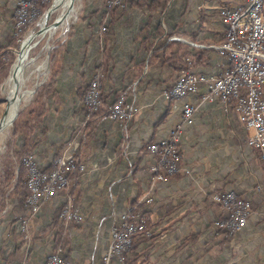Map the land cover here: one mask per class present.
Masks as SVG:
<instances>
[{"label": "crops", "instance_id": "crops-1", "mask_svg": "<svg viewBox=\"0 0 264 264\" xmlns=\"http://www.w3.org/2000/svg\"><path fill=\"white\" fill-rule=\"evenodd\" d=\"M19 1L0 0V48L13 35ZM153 1L159 4L150 9ZM104 2L93 4L69 30L58 66L57 97L45 102L32 153L42 169L55 163L61 150V156L70 153L85 170L40 206L27 222L28 236L6 239L9 248L1 246L0 262L47 264L55 253V235L69 228L58 252L70 264H102L112 230L130 203L150 198L145 205L149 237L135 240L124 260L115 257L110 264H264L259 151L247 145L248 133L220 99H204L205 84L181 99L166 95L186 66L206 75L228 69L229 58L221 50L227 26L219 11L242 0H168L165 5L163 0H124L122 17L106 36L102 27L111 14ZM94 79L107 103L123 98L138 109L136 115L125 121L102 118L86 130L79 95ZM186 103L195 113L191 123L183 124L178 147L181 169L188 174L153 182L150 168L157 158L147 146L182 123ZM219 193L251 203L247 223L230 241L215 235L217 220L227 215L212 200ZM69 195L78 221L69 226L58 221L53 230L55 214Z\"/></svg>", "mask_w": 264, "mask_h": 264}, {"label": "built area", "instance_id": "built-area-1", "mask_svg": "<svg viewBox=\"0 0 264 264\" xmlns=\"http://www.w3.org/2000/svg\"><path fill=\"white\" fill-rule=\"evenodd\" d=\"M108 7H124V0H112ZM27 0L18 4V17L16 26L23 23L28 11ZM219 16L227 26L226 40L221 50L229 58V67L221 75H206L194 73L190 70L181 72L166 95L173 99H181L189 94L199 91L200 85L205 84L208 95L204 99L214 101L220 99L227 112L233 113L248 133L247 145L259 151L264 177V9L258 7V0H242V4L234 8H222ZM85 103L96 106L99 102L100 91L96 83L91 84ZM138 109L126 105L118 100L110 108L109 120H129L133 118ZM195 107L185 104L183 107L182 123L175 126L168 135L158 144H152L149 151L158 154L159 158L150 168L153 173V182L162 181L160 171L165 169L172 174L182 170L180 166L179 139H181L183 124L191 123ZM75 160L70 153H65L55 162L49 171H43L37 164L33 155L26 158L28 167L27 186L30 192L29 205L33 214L37 213L40 205L51 201L59 190L65 189L68 184V174L75 166ZM84 164L80 171H84ZM212 200L226 209L231 217L225 222L217 220L216 226L239 231L251 215V203L236 197L233 193L214 194ZM144 201V200H143ZM151 200L148 199L147 203ZM70 206L64 209L67 220L78 221V216L72 214ZM133 220L130 208H127L111 233V243L106 251L102 264H110L115 257L121 256L131 245V236L138 226L131 223ZM145 220H140L144 224ZM47 264H70L62 255L51 254Z\"/></svg>", "mask_w": 264, "mask_h": 264}, {"label": "trees", "instance_id": "trees-1", "mask_svg": "<svg viewBox=\"0 0 264 264\" xmlns=\"http://www.w3.org/2000/svg\"><path fill=\"white\" fill-rule=\"evenodd\" d=\"M52 0H27L28 2V6L30 8V16L29 18H31L32 16H34L32 18L33 21L37 20L39 17L42 16V14L44 13V11L49 7V5L51 4ZM107 2H111L112 0H106ZM164 1V5L167 3L168 0H163ZM155 1L152 2L150 7H153L154 5H158L157 4H153ZM125 3V2H124ZM138 4V3H137ZM136 4V5H137ZM109 9H107L108 13L111 14V21L109 22L107 27H102L103 28V34L104 36H106L108 34V32L110 30H112L114 24L116 23V21L122 17V9L123 7L121 6H114V7H108ZM151 9V8H150ZM13 21H14V31H13V35L11 36H7L4 46H2L0 48V80H2L4 77L7 76V71L8 68H10V66L12 65V63L14 62L15 56L11 53L8 52V49L10 47L12 48H17V40H19L20 38H23V36L28 32V30L30 29V21H25L24 24L22 26H15V14L13 15ZM63 51H64V44L62 43H58L55 48L53 49V51L51 52L50 55V67H51V75L49 77V83H48V87H47V98L46 100L51 97V98H56L57 97V92H56V80H57V75H58V69H59V63L60 60L62 59V55H63ZM103 68V65L99 66L98 68V72L101 71ZM188 70L190 69V66H186L184 68V70ZM183 70V69H182ZM92 83H96L97 88L100 91V96H99V102L98 105L96 106H88L85 103V99L86 96L88 94V92L90 91L91 88V84ZM92 83H90V85L84 90V92L82 94L79 95L80 100L82 101V106H83V110L85 113V117H86V124H85V129H90L97 120H100L102 118H107L109 113H110V108L112 107V105L117 102L119 100L120 97H116V99H114L115 101L107 103L106 100L104 99L103 95H102V91L100 88V83H99V79H94L92 81ZM171 99H173L172 97H170ZM46 102V101H45ZM45 102L40 100H36L35 104V108L32 109L30 111V113H28L27 118L24 121H17L14 124V136L17 137H22L23 138V145L22 148L20 149V156H18L17 160V168H16V183L15 185H13L11 187L12 191L14 190V197L17 203L16 207H19L22 212V214H19L17 217L22 218L19 221L22 220H26L28 221V218H26V215L28 213V210L30 209L29 206V198H30V192H29V188L27 186V174H28V167L26 164V158L28 156H30L34 150V148L36 147V143H35V135H36V130L40 127L41 123H42V119L46 113V106H45ZM84 129V130H85ZM42 132V130H41ZM158 142L156 143H152V144H158ZM149 144L147 146V150L149 151V147L152 145ZM150 152V151H149ZM62 155L61 150L57 153V155L55 156L56 160ZM157 160L159 158V155L156 154L155 155ZM55 160V162H56ZM55 163H53L49 168L47 169H43V171H49L54 167ZM83 165V163L81 161H79L78 159H76L75 162V166L73 171L68 174V180L69 182L74 179L77 178L81 172L80 171V166ZM7 176L11 179L15 177V173H14V169L12 168L11 170H8L7 172ZM160 173L162 174L163 179H169L172 177H177L182 175L181 171H177L175 173H168L165 169H163L162 171H160ZM44 204V203H43ZM145 205L146 202L145 201H133L130 203L129 208H130V214L133 217V220H131V223L134 224L135 226H138L137 230L135 231L134 234H132L131 236V245L130 247L127 249V251L125 253H123L120 258L124 260V258L126 257V255L128 253H130L132 251V249L134 248V241L135 240H143L146 237H149L150 235V230H151V223H150V213L149 211H147L145 209ZM220 205V204H218ZM42 206V204L40 205ZM221 206V205H220ZM66 208L65 204H63L61 206V208L59 209V211L55 214L54 217V221L51 225V227L53 228V230L56 228V225L58 224L57 222H61V225H65V226H69L70 224H74L77 221L75 220H67L63 215H64V209ZM28 209V210H27ZM76 205L75 203L72 204L71 207V211L74 212L76 210ZM16 210V209H15ZM31 211V210H30ZM16 216H14L13 218H15ZM231 217L230 213H227L225 218H222L220 220H222V222H225L227 219H229ZM18 218H16L17 220ZM145 220L144 224H140V220ZM60 225V227H61ZM216 231H215V235L216 236H224L226 241H230L232 238L235 237V235L237 234L238 231H234L231 230L229 228H220V227H215ZM66 230H59L57 232V234L55 235V253H58L60 255H62L60 252H58L59 250H62L63 248V244L60 243V239H63V235L64 233L67 234L69 228L64 229ZM62 257L66 260L67 258L64 257L62 255ZM69 262V261H68Z\"/></svg>", "mask_w": 264, "mask_h": 264}, {"label": "rangeland", "instance_id": "rangeland-1", "mask_svg": "<svg viewBox=\"0 0 264 264\" xmlns=\"http://www.w3.org/2000/svg\"><path fill=\"white\" fill-rule=\"evenodd\" d=\"M20 1H22V0H20ZM20 1L18 2V4L20 3ZM54 1L55 0L51 1V4L44 11L42 16L39 17L35 21L32 20V18L34 16L29 18L30 8L28 7L27 14L24 17L23 23L21 24V26L27 20V21H30V29L23 36V38H20L19 40H17V48L10 47L8 49V52H11L15 56L14 62H15L16 57H17V52L20 50V46H21L22 41L24 42L27 35H29L31 32H35V31L37 32L39 24L43 21L46 12L52 6ZM98 1L102 2V0H75L73 6H74V9L76 12V17L74 19L70 20L69 23H67L66 25H62L63 27L59 26L58 28L53 29V35L52 36H50L48 34H45L44 36H42L41 39H38L39 42L34 46V48H32L33 50L31 49L32 50L31 56L38 57V59H37V63L39 62L38 64L45 62V68H44V70H41L36 74H32L33 69L27 70L25 72V77L27 78V81L24 84V89L25 90H33V94L30 98L23 99V101L20 103L19 110L17 112V117L14 119L11 126L4 133H2L0 135V248H1V246L3 248H7V249L9 248V242L10 241H8V240L6 241V239H11V237L15 236V234L17 236H20L21 238H25V236H28L29 231H30V228L27 225L28 221L22 220V221L18 222L22 218H19L17 216L19 214L23 215V212L21 210H19L20 209L19 207H16L18 202L16 203V201L13 200V199H15L14 190L12 191V189H11V187L13 185H15V183H16V173H17L16 168L18 166L17 165V162H18L17 158H18V156H20L19 151L23 145V138L22 137L16 138V136H14V129H13L14 124H15V122H17L19 120L24 121L27 118L28 113H30V111L35 108L34 103L36 102V100H38V101L40 100V102L46 101V98H47L46 93H47V87H48L47 85L49 83V77L51 75V73H50L51 72V67H50L51 52L53 51V49L55 48V46L58 43L63 44L65 42V40L67 39V37L69 35L70 28H75L76 26H78L79 22L82 21L84 18L83 14L85 12L88 13V10H90L91 6L93 4L98 3ZM103 2H104V0H103ZM104 3H105L106 9H109L107 6V4H109V2L105 1ZM18 4L16 7V11L14 13L16 21H17V17H18ZM74 9H73V11H74ZM56 19H57L56 14H53V15H50L48 21L50 24H52ZM16 21H15V26H16ZM46 45L48 46V49H45ZM14 62L12 63V65L14 64ZM12 65L10 66V68H8L7 76L4 77L2 80H0V119H1V117L5 111L6 104H7L8 86L6 83H7L8 77L10 75ZM18 94H19V91H18ZM120 99L123 100V98H119V100ZM123 103H124V100H123ZM1 132H3V131L1 130L0 133ZM36 132H37V130H36ZM31 155H33V154H31ZM61 157L62 156H60L57 160H59ZM73 158L76 161L77 158L76 157H73ZM259 159H260V157H259ZM12 168L14 169L15 177L14 178L11 177V179H10L7 176V174H8L7 172H8V170H11ZM263 180H264V177H263ZM69 185H70V182H69L68 186L62 190H67ZM262 188H264V187H261V189ZM71 199H72V197H71V195H69V198L67 199L68 201H66L64 203L66 207L67 206H70V208L72 207L73 203L71 202ZM148 199H150V198H145L143 200L147 203ZM29 206H30V209L29 210L27 209L28 213L25 214L26 218H28V220H30V218H32L36 214V213L33 214L31 205H29ZM71 213L78 215L77 209ZM14 216H16V217L13 218ZM16 218H18V219L16 220ZM26 225H27V227H26ZM6 234H8V235L6 236ZM0 264H2V263L0 262Z\"/></svg>", "mask_w": 264, "mask_h": 264}, {"label": "bare ground", "instance_id": "bare-ground-1", "mask_svg": "<svg viewBox=\"0 0 264 264\" xmlns=\"http://www.w3.org/2000/svg\"><path fill=\"white\" fill-rule=\"evenodd\" d=\"M70 1L71 0H55L53 2L54 8L51 12V15L56 14L57 18H60L61 16H63L69 7ZM258 7H261L264 9V0H258ZM75 17H76V12L74 9V11L71 12L70 17L68 19H66L60 26L66 25L67 23H69L70 20L74 19ZM48 20L49 19H47V20L43 19V21L39 24L37 31H39V30H42V31H41V34L37 37V39H41L42 36H44L45 34H48L50 36L53 35V29L46 30L47 29L46 27H48L50 24ZM34 34H36V31L31 32L29 35H27L24 42L22 41L21 46H20V50L17 52L16 60H15L14 64L12 65L10 75H9L7 83H6L8 86V98H7V100L10 101L9 106L7 108L8 115H7V119L4 121V124H3L4 125L3 126L4 128L2 129L3 132H1L0 135L2 133H4L11 126V123L14 121V119L17 115L20 103L23 101V99L30 98L33 94V90H25L24 89V84L27 81V78L25 77V72L27 70L33 69L32 74H36L39 71L44 70V68H45V62L38 64L39 63V62L37 63L38 57L31 56V52L33 50L32 48H34V46L36 45V44H33L36 40H32V36ZM45 49H48L47 45H46ZM174 83H176V82H174ZM172 86H171V88H172ZM16 89H18V91H19L18 97H17V99H15V101L14 100L11 101L12 97H14V93H15Z\"/></svg>", "mask_w": 264, "mask_h": 264}, {"label": "water", "instance_id": "water-1", "mask_svg": "<svg viewBox=\"0 0 264 264\" xmlns=\"http://www.w3.org/2000/svg\"><path fill=\"white\" fill-rule=\"evenodd\" d=\"M74 1L75 0H71L70 1L69 7H68L66 13L63 16H61L60 18H57L51 25H49L48 27H46L47 28L46 30L58 28L66 19H68L70 17L71 12L74 9V6H73L74 5ZM53 8L54 7H53V4H52V6L49 8V10L46 12V14L44 16V19L45 20L49 19ZM41 31L42 30L37 31L36 34H34L32 36V40H36L34 44H37L39 42V40L37 39V37L41 34ZM17 97H18V89H16V91L14 93V97H12V100L11 101H13V100L15 101V99H17ZM9 102L10 101L7 100V104H6L5 111H4V113H3V115H2V117L0 119V131L4 128L3 127L4 126L3 124H4V121L7 119V115H8L7 108L9 106ZM16 117H17V115H16Z\"/></svg>", "mask_w": 264, "mask_h": 264}]
</instances>
